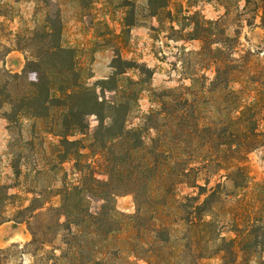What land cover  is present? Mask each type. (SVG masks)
<instances>
[{"label": "trees", "instance_id": "trees-1", "mask_svg": "<svg viewBox=\"0 0 264 264\" xmlns=\"http://www.w3.org/2000/svg\"><path fill=\"white\" fill-rule=\"evenodd\" d=\"M10 1L19 0H0L4 19L12 16ZM197 1L187 0L189 7ZM148 2L151 5L152 0ZM187 12L191 28L187 39L200 41V50L194 54L206 57L213 78L192 75L190 86L162 91L145 114H140L136 104L134 86L139 82L119 78L122 72H116L89 85L90 75L80 66L73 48L57 45L42 50L41 45L40 51L50 60L41 56L26 59L20 73L0 67V109L8 128L23 127L27 119L44 120L43 135L56 139L48 143L54 149L50 161L72 162L78 175L76 183L38 191L20 182L22 170L11 163V183L0 181V225L25 223L32 236L27 245L48 249L46 262L200 264L217 256L222 264H264L260 255L264 218L259 202L249 212L238 195L248 184L247 154L264 147V67L256 64L257 70L250 73L255 55L248 51L234 56L238 37H226L221 20H206L197 10ZM44 30L48 37L52 29ZM38 31L42 32L40 24L30 34ZM7 33L6 43L0 42V62L13 47L9 45L12 35ZM227 41L233 43L228 52L211 48L213 43ZM48 63L52 66L45 69ZM118 80L126 86L115 88L112 101L99 96L97 88L103 92L104 84ZM90 115L98 122L91 142L69 140L84 134ZM128 118L139 122L129 126ZM101 132L108 133L105 140L99 137ZM85 153L96 159L86 173L75 167ZM198 165L225 171V182L209 188L206 180L205 186L197 185ZM97 174H104L105 180ZM178 185L197 192L179 197ZM50 192L59 198L56 206L45 197ZM123 192L133 197V215H124L114 206ZM91 199L101 201L95 213L90 211ZM227 203L230 214L219 224L213 216ZM9 205H15L11 216ZM224 225L232 236L222 235ZM8 250L0 249V254Z\"/></svg>", "mask_w": 264, "mask_h": 264}, {"label": "rangeland", "instance_id": "rangeland-1", "mask_svg": "<svg viewBox=\"0 0 264 264\" xmlns=\"http://www.w3.org/2000/svg\"><path fill=\"white\" fill-rule=\"evenodd\" d=\"M148 1H10L13 7L12 16L9 19L0 17V22L4 23V27L0 26V42L6 43L9 32L13 39V43L10 42L9 45L13 47L0 62V67L12 73H20L26 59L41 56L45 61L50 60L44 56L43 51H40L41 45L42 50L46 46L57 45L73 48L77 51L80 66H83L85 73L90 75L87 80L89 85L111 77L116 72H122L119 78L126 77L139 82L134 86V90L138 91L136 104L140 114H145L154 106V100L162 91L190 86L189 78L192 75L205 74L209 79L213 78V67H206L208 64L206 57L194 54L200 50V41L187 39V32L191 30L186 19L187 10L190 12L197 10L198 15L206 20H221L226 37H238L234 56L238 57L248 51L255 55L256 60L252 61L255 64L250 73L257 70L256 64L264 67V0H198L193 7H189L187 0H152L151 5ZM153 11L158 12V15L152 16ZM168 12L174 21L168 18ZM37 24L42 25V32L30 34V30L35 29ZM124 24L129 26L124 27ZM44 27L47 31L52 29L48 37L44 33ZM231 45H233L231 41L213 43L211 48H221L225 53ZM51 66L50 63L47 66L43 65L45 69ZM117 86L125 87L126 83L119 80L116 83L109 81L103 85V92L99 88L96 91L99 96L103 95L105 99L112 101ZM2 111L3 109H0V181L11 183L10 164L13 163L18 164L22 170L20 182L38 191L46 188L57 189L64 183L69 185L78 182L77 171L73 169L74 163L60 164L57 161H50L54 149H50L48 143H55L56 139L50 135H43L44 120L35 122L27 119L23 120V127L15 124L8 128ZM138 122L136 118H128L129 126H134ZM97 124L94 115L88 116L84 134L69 137V140L81 139L83 144H89ZM39 133L42 137L38 138ZM107 136L108 133L105 132L99 134L103 140ZM41 138L44 139V143L39 145L42 142ZM10 143L11 148H8ZM86 154L88 153L75 163V167L85 173L87 166L92 167L96 164L95 157ZM244 165L249 178L245 190L238 192L239 199L247 203L246 208L249 212L253 211L255 202H259L257 206L260 209V216L264 218V147L248 153ZM202 167L198 165L197 185L205 186L206 180L209 182L207 185L209 188L225 182V171H215V166L212 165L205 169ZM38 170L40 174H37ZM96 177L101 180L106 178L104 174H97ZM196 192L197 189L185 185H178L176 188L179 197ZM52 195L51 192L45 193V197L50 198L51 204L56 206L59 198L51 197ZM27 197L30 198L31 195ZM203 198L204 195L200 200ZM100 204L101 201L91 199L90 211L97 212ZM15 205L7 207L8 216L12 215ZM114 206L124 215L135 213L133 197L128 193H120L115 198ZM229 211V203L221 204L218 216L213 217L221 224L223 216H228ZM224 226L221 228L222 235L232 236L228 227ZM31 239L25 223L1 224L0 249L9 250L0 254V264H50L49 261L46 262L50 257L46 253L48 249L42 250L39 245L28 246ZM260 255L264 258V246ZM137 263L144 264L141 260ZM200 264L222 262L219 257L212 256L202 260Z\"/></svg>", "mask_w": 264, "mask_h": 264}]
</instances>
